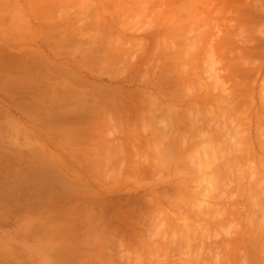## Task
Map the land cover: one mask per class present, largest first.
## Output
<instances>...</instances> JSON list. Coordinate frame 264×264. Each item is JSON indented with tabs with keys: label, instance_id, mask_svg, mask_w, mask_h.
<instances>
[{
	"label": "rangeland",
	"instance_id": "rangeland-1",
	"mask_svg": "<svg viewBox=\"0 0 264 264\" xmlns=\"http://www.w3.org/2000/svg\"><path fill=\"white\" fill-rule=\"evenodd\" d=\"M0 43H78L99 113L61 167L4 133L0 264H264V0H0Z\"/></svg>",
	"mask_w": 264,
	"mask_h": 264
},
{
	"label": "crops",
	"instance_id": "crops-1",
	"mask_svg": "<svg viewBox=\"0 0 264 264\" xmlns=\"http://www.w3.org/2000/svg\"><path fill=\"white\" fill-rule=\"evenodd\" d=\"M77 44L0 43V142L4 133L13 137L10 142L24 135L30 161L61 167V160L92 150L91 141H86L90 147L83 145V122L97 120L99 113L69 79L82 75Z\"/></svg>",
	"mask_w": 264,
	"mask_h": 264
},
{
	"label": "bare ground",
	"instance_id": "bare-ground-1",
	"mask_svg": "<svg viewBox=\"0 0 264 264\" xmlns=\"http://www.w3.org/2000/svg\"><path fill=\"white\" fill-rule=\"evenodd\" d=\"M230 91H231V90H230ZM231 92H232V91H231ZM189 106H191V105H189ZM189 108H190V107H189ZM234 110H235V108H234ZM186 111H187V110H186ZM154 114H155V113H154ZM183 114H184V113H183ZM139 116H140V115H139ZM193 117H194V116H193ZM142 118H143V117H142ZM202 118H203V117H202ZM189 119H191V118H189ZM194 119H195V118H194ZM197 121H198V120H197ZM211 121H212V120H211ZM194 123H195V122H194ZM198 123H199V122H198ZM202 123H203V122H202ZM202 123H201V124H202ZM204 123H205V122H204ZM169 125H170V124H169ZM172 125H173V124H172ZM197 125H198V124H197ZM199 127H200V126H199ZM212 127H213V126H212ZM166 129H167V127H166ZM197 129H198V128H197ZM200 129H201V128H200ZM170 130H172V129H170ZM176 130H178V129H176ZM163 131H164V130H163ZM196 131H197V130H196ZM170 132H171V131H170ZM197 132H198V131H197ZM197 132H196V133H197ZM199 132H200V131H199ZM207 132H208V131H207ZM198 134H199V133H198ZM202 134H204V132H203ZM229 135H230V134H229ZM177 136H178V135H177ZM183 136H185V135H183ZM181 137H182V136H181ZM177 138H178V137H177ZM177 138H176V139H177ZM193 138H194V137H193ZM195 138H196V137H195ZM180 139H181V138H180ZM180 139H179V140H180ZM199 139H201V138H199ZM202 139H203V138H202ZM182 140H183V139H182ZM182 140H181V141H182ZM190 140H191V139H190ZM186 141H187V140H186ZM209 141H210V140H209ZM213 141H214V140H213ZM221 141H222V140H221ZM207 142H208V141H207ZM215 142H216V141H215ZM171 143H172V142H171ZM177 143H178V141H177ZM216 143H217V142H216ZM198 144H200V143H198ZM217 144H218V143H217ZM227 144H228V143H227ZM195 145H196V144H195ZM207 145H209V144H207ZM229 145H230V144H229ZM163 146H164V145H163ZM169 146H170V144H169ZM175 146H176V145H175ZM214 146H215V145H214ZM215 148H216V147H215ZM218 148H219V147H218ZM218 148H217V149H218ZM228 148L230 149V147H228ZM209 149H210V151H211V147H210V146L207 147L206 150H209ZM212 149H213V148H212ZM221 149H222V148H221ZM221 149H220V150H221ZM165 150H167V147L165 148ZM213 150H214V149H213ZM215 150H216V149H215ZM218 150H219V149H218ZM177 152H178V151H177ZM216 152L219 153V151H216ZM164 153H165V152H164ZM171 153H172V152H171ZM200 153H202V152H200ZM211 153H212V152H211ZM211 153H210V154H211ZM217 153H216V156L218 155ZM162 154H163V152H162ZM167 154H169V152H168ZM180 154H182V152H181ZM204 154H205V153H204ZM207 154L209 155L208 157H210V154H209L208 152H207ZM199 155H200V154H199ZM206 156H207V155H206ZM216 156H215V157H216ZM215 157H214V158H215ZM199 158H200V156H199ZM210 158H211V157H210ZM210 158H209V159H210ZM232 158H233V157H232ZM209 159H208V161H209ZM215 159H216V158H215ZM226 159H227V158H226ZM229 159H230V158H229ZM235 159H236V158H235ZM201 160H202V158L199 160V162H200ZM227 160H228V159H227ZM230 160H231V159H230ZM204 161H205V159H204ZM211 161H212V159H211ZM202 162H203V160H202ZM213 162H214V161H213ZM230 162H232V161H230ZM233 163H234V162H233ZM203 164L205 165V163H203ZM212 164H213V163H212ZM214 164H215V163H214ZM236 165H237V164H236ZM201 166H202V164H201ZM207 166H208V164H207ZM212 166H214V165H212ZM228 166H229V164H228ZM204 167H205V166H204ZM208 167H209V166H208ZM164 168H165V167H164ZM164 168H163V169H164ZM233 168H234V167H233ZM233 168H232V169H233ZM209 169H210V168H209ZM209 169H208V170H209ZM230 169H231V168H230ZM223 170H224V169H223ZM218 171H219V170H218ZM225 171H226V170H225ZM222 172H223V171H222ZM222 172H221L220 174H222ZM230 172H231V170H230ZM223 173H224V172H223ZM177 174H178V173H177ZM231 176H232V175H231ZM210 177H212V175H211ZM207 178H208V177H207ZM211 179H214V178H211ZM210 182H211V181H210ZM216 182H217V181H216ZM222 183H223V181H222ZM211 184H212V183H211ZM215 184H216V183H215ZM178 185H179V184H178ZM184 185H185V184H184ZM179 186H180V185H179ZM182 186H183V184H182ZM215 186H216V185H215ZM224 186H225V185H224ZM256 186H257V185H256ZM256 186H255V187H256ZM185 187H186V186H185ZM210 187H211V186H210ZM213 187H214V185H213ZM213 187H212V189H213ZM217 187H218V186H217ZM177 188H178V186H177ZM208 188H209V187H208ZM209 189H210V188H209ZM219 189H220V188H219ZM214 190H215V187H214ZM216 190H217V189H216ZM216 190H215V191H216ZM233 190H234V189H233ZM249 190H250V189H249ZM210 191H211V190H210ZM212 191H213V190H212ZM250 191H251V190H250ZM160 192H161V191H160ZM230 193H231V192H230ZM177 194H179V193H177ZM177 194H176V195H177ZM212 195H216V194H213V193H212ZM249 195H250V194H249ZM253 195H254V194H253ZM173 196H174V195H173ZM251 196H252V194H251ZM162 197H163V196H162ZM212 197H214V196H212ZM230 197H231V196H230ZM151 198H152V197H151ZM227 198H228V197H227ZM254 198H255V197H254ZM167 199H168V198H167ZM171 201H172V200H171ZM254 202H255V201H254ZM257 202H258V201H256L255 204L253 203V204H254V207H255V205L257 204ZM260 202H261V201H260ZM168 203H169V202H168ZM173 203H174V202H173ZM172 205H173V204H172ZM260 205H261V204H260ZM149 206H150V205H149ZM185 206H186V205H185ZM254 207H253V208H254ZM256 207H257V205H256ZM245 208H246V207H245ZM185 209H187V208H185ZM226 209H227V208H226ZM159 211H160V210H159ZM159 211H158V212H159ZM223 211H224V210H223ZM225 211H226V210H225ZM254 211H255V210H254ZM261 212H262V211H261ZM263 212H264V211H263ZM230 213H231V212H230ZM230 213H229V214H230ZM259 213H260V212H259ZM133 215H135V214H133ZM136 215H137V214H136ZM141 215H143V213H142ZM158 215H159V214H158ZM181 215H182V214H181ZM147 216H148V215H147ZM147 216H146V217H147ZM168 216H169V215H168ZM258 216H259V215H258ZM143 217H144V216H143ZM165 217H166V215H165ZM260 217H262V216H260ZM139 219H141V218H139ZM146 219H147V218H146ZM133 220H134V219H133ZM135 220H136V219H135ZM152 220H153V219H152ZM136 222H138V221H136ZM153 222H155V221H153ZM222 222H223V221H222ZM139 224H141V223H139ZM157 224H158V223H157ZM161 224H162V223H161ZM218 224H219V223H218ZM153 225H155V224H153ZM195 225H196V224H195ZM202 225H204V224H202ZM259 225H260V224H259ZM140 226H141V225H140ZM144 226H146V225H144ZM147 226H148V225H147ZM193 226H194V225H193ZM204 226H205V225H204ZM157 228H158V227H157ZM197 228H198V225H197ZM203 228H205V227H203ZM236 228H237V227H236ZM142 229H143V228H142ZM150 229H152V228H150ZM154 229H155V228H154ZM193 229H194V228H193ZM199 229H200V228H199ZM208 229H209V228H208ZM260 229H261V228H260ZM140 230H141V229H140ZM146 230H147V229H146ZM155 230H156V229H155ZM196 230H197V229H196ZM206 230H207V229H206ZM236 230H238V229H236ZM141 231H142V230H141ZM262 231H264V230H262ZM190 232H191V229H190ZM202 232H203V231H201V233H202ZM209 232H210V231H209ZM197 233H198V231H197ZM203 233L206 234V232H203ZM203 233H202L201 235H203ZM207 234H208V233H207ZM261 234H262V233H261ZM194 235H195V234H194ZM198 235H199V234H198ZM236 235H238V234H236ZM204 236H205V235H204ZM204 236H201V238L203 237L202 240L204 239ZM206 236H207V235H206ZM209 236H210V235H209ZM148 237H149V236H148ZM148 237H147V238H148ZM192 237H193V236H192ZM201 238H200V239H201ZM206 238H208V237H206ZM182 239H183V237H182ZM184 239H185V238H184ZM239 239H240V238H239ZM155 240H156V239H155ZM174 240H175V239H174ZM193 240H195V239H193ZM202 240H201V241H202ZM204 240H205V239H204ZM252 240H253V239H252ZM263 240H264V239H263ZM139 241H140V240H139ZM142 241H143V239H142ZM162 241H163V239H162ZM162 241H161V242H162ZM175 241H176V240H175ZM248 241H249V240H248ZM256 241H257V240H256ZM258 241H260V240H258ZM147 242H148V241H147ZM164 242H165V241H164ZM199 242H200V241H199ZM203 242H204V241H203ZM236 242H237V241H236ZM236 242H235V243H236ZM151 243H152V242H151ZM153 243H154V241H153ZM251 243H252V242H251ZM158 244H159V242H158ZM162 244H163V243H162ZM182 244H183V243H182ZM189 244H190V243H189ZM248 244H249V243H248ZM170 245H171V244H170ZM173 245H174V244H173ZM198 245H199V244H198ZM251 245H252V244H251ZM129 246H130V245H129ZM152 246H153V245H152ZM180 246H181V245H180ZM192 246H193V245H192ZM209 246H210V245H209ZM212 246H213V245H212ZM232 246H233V245H232ZM178 247H179V246H178ZM190 247H191V246H190ZM216 247H217V245H216ZM218 247H219V246H218ZM128 248H129V247H128ZM138 248H139V247H138ZM155 248H156V247H155ZM155 248H154V249H155ZM168 248H169V247H168ZM144 249H145V247L143 248V250H144ZM156 249H158V248H156ZM195 249H196V248H195ZM202 249H203V248H202ZM202 249H201V250H202ZM231 249H232V248H231ZM158 250H159V249H158ZM163 250H164V249H163ZM163 250H162V251H163ZM181 250H182V249H181ZM201 250H200V251H201ZM206 250H208V248H207ZM206 250H205V251H206ZM209 250H210V249H209ZM212 250H213V249H212ZM218 250H220V248H219ZM236 250H237V249H236ZM147 251H148V250H147ZM197 251H198V250H197ZM191 252H192V250H191ZM191 252H190V253H191ZM202 252H204V251H202ZM209 252H210V251H209ZM205 253H206V252H205ZM217 253H218V252H217ZM159 254H160V253H159ZM195 254H196V252H195ZM226 254H227V253H226ZM249 254H250V253H249ZM251 254H252V253H251ZM166 255H167V254H166ZM168 255H169V253H168ZM219 255H220V254H219ZM233 256H234V255H233ZM197 258H198V257H197ZM252 258H253V256H252ZM199 259H200V258H199ZM258 259H259V258H258ZM171 261H172V260H171ZM254 261H255V259H254ZM166 264H168V263H166ZM207 264H208V263H207Z\"/></svg>",
	"mask_w": 264,
	"mask_h": 264
},
{
	"label": "clouds",
	"instance_id": "clouds-1",
	"mask_svg": "<svg viewBox=\"0 0 264 264\" xmlns=\"http://www.w3.org/2000/svg\"><path fill=\"white\" fill-rule=\"evenodd\" d=\"M129 227H132V223H131V221H130V223H129Z\"/></svg>",
	"mask_w": 264,
	"mask_h": 264
}]
</instances>
